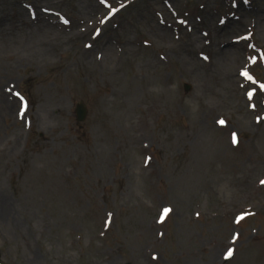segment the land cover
Returning <instances> with one entry per match:
<instances>
[{"label":"rangeland","instance_id":"1","mask_svg":"<svg viewBox=\"0 0 264 264\" xmlns=\"http://www.w3.org/2000/svg\"><path fill=\"white\" fill-rule=\"evenodd\" d=\"M262 85L264 0H0V264H264Z\"/></svg>","mask_w":264,"mask_h":264},{"label":"bare ground","instance_id":"2","mask_svg":"<svg viewBox=\"0 0 264 264\" xmlns=\"http://www.w3.org/2000/svg\"><path fill=\"white\" fill-rule=\"evenodd\" d=\"M164 36V35H163ZM178 56H180V54L178 55ZM183 58V57H182ZM181 58V63L184 65V66H186L187 64H190V62L185 58V59H182ZM192 65H194L195 66V64H192ZM225 78V77H224ZM7 93V92H6ZM11 94H3V95H1V97H0V110H1V112H3V108H2V105L3 106H9V107H13L14 108V103L11 101ZM5 108V107H4ZM7 114H9V113H7ZM10 115V114H9ZM2 203H4L5 205H7V200L5 199V196L4 195H0V219L2 220V219H4V217H5V215H6V218L8 217V216H10V214H8V212H10V211H8L7 209H8V206L7 207H3V206H5V205H2ZM11 213V212H10ZM5 214V215H4Z\"/></svg>","mask_w":264,"mask_h":264},{"label":"water","instance_id":"3","mask_svg":"<svg viewBox=\"0 0 264 264\" xmlns=\"http://www.w3.org/2000/svg\"><path fill=\"white\" fill-rule=\"evenodd\" d=\"M77 121L78 122H84L86 116H87V110L84 104H80L77 109Z\"/></svg>","mask_w":264,"mask_h":264},{"label":"snow or ice","instance_id":"4","mask_svg":"<svg viewBox=\"0 0 264 264\" xmlns=\"http://www.w3.org/2000/svg\"><path fill=\"white\" fill-rule=\"evenodd\" d=\"M244 75L247 77L248 74L247 73H244ZM249 79H251L250 77H248ZM262 88H264V85L261 86ZM229 255H231V252H229Z\"/></svg>","mask_w":264,"mask_h":264}]
</instances>
